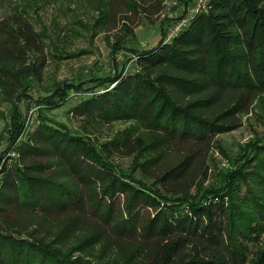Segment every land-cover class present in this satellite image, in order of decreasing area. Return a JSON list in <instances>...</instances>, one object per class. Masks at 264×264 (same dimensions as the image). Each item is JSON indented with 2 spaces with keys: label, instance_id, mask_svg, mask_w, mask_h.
<instances>
[{
  "label": "trees",
  "instance_id": "obj_1",
  "mask_svg": "<svg viewBox=\"0 0 264 264\" xmlns=\"http://www.w3.org/2000/svg\"><path fill=\"white\" fill-rule=\"evenodd\" d=\"M116 1L99 0L92 27L112 22ZM120 1L149 17L165 0ZM37 2L11 1L0 17L8 101L41 80L44 39L53 40L30 20ZM123 19L112 52L135 38ZM127 50L136 70L90 78L91 95L71 110L80 128L47 113L84 91L82 76L53 81L36 101L39 124L0 169V264H250L249 243L264 233V137L240 148L218 186L203 183L217 136L240 127L264 95V0H209L171 39ZM12 110L10 147L26 131ZM114 121L130 126L93 138ZM128 156L126 169L115 162ZM253 262L264 264V247Z\"/></svg>",
  "mask_w": 264,
  "mask_h": 264
},
{
  "label": "rangeland",
  "instance_id": "obj_2",
  "mask_svg": "<svg viewBox=\"0 0 264 264\" xmlns=\"http://www.w3.org/2000/svg\"><path fill=\"white\" fill-rule=\"evenodd\" d=\"M11 1L13 3L16 0ZM11 1L0 0V17L7 14ZM193 1L165 0L160 15L146 17L143 13H128L122 2L117 0L111 8L112 22L106 28L105 26L94 28L92 23L98 16L99 0H38V8L35 10L37 13L31 14L30 20L36 29L43 23L53 40L50 43L48 39H44L46 45L44 51L48 54L46 62L41 66V80L33 81L30 88L22 92L27 98L23 96L17 102L8 101L0 90V164L2 160L12 156L13 147L18 140L23 141L27 137L26 133L33 131L39 124L37 114L41 104L36 101L51 93L49 87L53 81L74 80L77 75L86 81L84 91L73 94L64 103L50 108L47 113L48 116L71 128H80L81 120L74 116L71 110L80 100L91 95L90 87L94 86V82L90 78L112 76L118 71L134 72L136 70L134 54L127 49L151 48L159 42L161 36L167 41L170 33L183 23L189 14L188 9L193 5ZM122 19L132 26L135 38L123 42L122 48L112 52L111 43L118 34L123 33ZM113 25L115 29L112 28ZM54 30L58 32L59 38L53 35ZM55 47L60 48L59 51L62 52L60 58ZM41 57L42 54L39 52L38 56H32L29 62L37 64ZM13 105H16L23 114L26 131L10 147L12 135L10 113L13 111ZM129 123L130 121H114L106 124L93 138L98 141L108 140L117 132L129 127ZM263 123L264 95L253 102L249 113L241 116L240 127L217 136L208 162L209 172L207 179L204 180V186H218L219 174L231 168L240 148L245 147L257 136L264 137ZM132 161V156L115 159L119 167L124 169ZM2 176L0 173V180ZM135 177H139L138 171L135 172ZM241 189L243 192L245 187L242 186ZM257 241L249 243L250 264H254L253 260L264 247V233Z\"/></svg>",
  "mask_w": 264,
  "mask_h": 264
},
{
  "label": "built area",
  "instance_id": "obj_3",
  "mask_svg": "<svg viewBox=\"0 0 264 264\" xmlns=\"http://www.w3.org/2000/svg\"><path fill=\"white\" fill-rule=\"evenodd\" d=\"M208 3L209 0H194L193 1V5L188 9V15L186 16V18L184 19L183 23H181L178 27H175V29L170 33L169 37L167 40H169L170 38H172L174 35H176L180 29L185 26L188 21L196 14L200 13V12H205L207 11L208 8ZM183 25V26H182ZM182 26V27H181ZM12 156H14V152L12 153ZM11 157V156H10ZM8 159V157L4 160L1 161L0 164V169L2 164Z\"/></svg>",
  "mask_w": 264,
  "mask_h": 264
}]
</instances>
